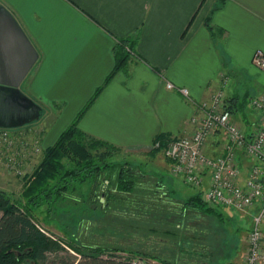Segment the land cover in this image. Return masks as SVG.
Returning a JSON list of instances; mask_svg holds the SVG:
<instances>
[{"label":"crops","instance_id":"crops-1","mask_svg":"<svg viewBox=\"0 0 264 264\" xmlns=\"http://www.w3.org/2000/svg\"><path fill=\"white\" fill-rule=\"evenodd\" d=\"M0 6L38 54L21 90L45 113L39 127L43 149L57 142L99 89L79 129L133 156H151L163 137L165 146L153 159L165 158L172 139L191 136L198 103L222 88L223 77L229 78L226 93L234 122L249 136L261 126L250 99L264 94V74L252 63L254 53L264 51V0H0ZM123 39L131 42L129 60L105 85ZM167 83L187 89L191 100L169 91ZM225 146V134H217L205 153L223 156ZM239 163L245 180L251 161L240 154ZM139 176L165 191V197L168 190L177 195L168 199V207L181 218L197 211L187 205L197 195L204 200L206 186L194 192L184 181L170 188L163 176ZM161 241L165 247L167 241ZM173 245L181 247L180 241ZM179 260L170 263L195 264Z\"/></svg>","mask_w":264,"mask_h":264},{"label":"trees","instance_id":"trees-1","mask_svg":"<svg viewBox=\"0 0 264 264\" xmlns=\"http://www.w3.org/2000/svg\"><path fill=\"white\" fill-rule=\"evenodd\" d=\"M220 1L223 3L226 0ZM130 43V39L119 41L115 48L116 65L105 85L127 64V49L132 48ZM101 90H98L95 98ZM93 100L57 142L46 148L44 158L27 183L21 200L0 189V264H133L132 256L154 258L163 264H171L166 258L155 255L150 249L152 245L144 240L146 233L174 238L180 234L178 230L152 226L144 228V224H151V218L146 217L145 212L150 209L151 215L158 214L157 207L155 211L152 210V206L158 205V198L150 193L154 191L160 194L156 184L139 176L142 172L119 165L115 158L122 152L120 149L89 136L78 127L80 118ZM164 146V138L159 137L151 156ZM85 184L92 188L90 192L87 191L88 194L83 193ZM64 202L82 206L104 217L113 215L120 219L121 222L111 224L113 233L121 239L132 241L134 246L90 244L74 237L67 246L74 252L70 253L44 233L34 214L35 209L47 206L50 215L55 207ZM187 205H194L197 209L207 204L203 195L199 194ZM206 211L222 219L218 209L209 207ZM180 215L174 211L170 218ZM124 221L128 225L123 224Z\"/></svg>","mask_w":264,"mask_h":264},{"label":"built area","instance_id":"built-area-1","mask_svg":"<svg viewBox=\"0 0 264 264\" xmlns=\"http://www.w3.org/2000/svg\"><path fill=\"white\" fill-rule=\"evenodd\" d=\"M252 63L264 74V51L257 50ZM228 84L229 78L223 77L222 88L198 103L200 115L191 120L195 127L193 134L172 139L164 149V156L170 162L173 176L183 178L192 189L201 190L206 186L204 202L211 208H230L252 215L248 247L240 264H264V94L250 99L251 108L260 114L262 122L257 132L249 136L233 120L226 93ZM166 88L191 100L187 89L171 83H167ZM27 132L31 134L28 139L24 137ZM220 133L226 137L225 153L217 158L208 157L205 153L207 143ZM40 134L33 127L16 132L0 129V164L19 173L24 165L39 158L43 150ZM240 154L251 161L245 180ZM131 261L133 264H157L148 258L131 257Z\"/></svg>","mask_w":264,"mask_h":264},{"label":"rangeland","instance_id":"rangeland-1","mask_svg":"<svg viewBox=\"0 0 264 264\" xmlns=\"http://www.w3.org/2000/svg\"><path fill=\"white\" fill-rule=\"evenodd\" d=\"M29 78L30 76H28L26 81H28ZM44 114L45 113L42 111L40 119L34 122H40L37 126L31 123L20 128L0 129L16 132L19 129L27 130L33 127V129L42 133L40 128L44 127L41 122L42 119L44 121L46 119ZM30 135L31 134L27 132L24 137L28 139ZM45 150L46 149H43L41 151L39 158L30 161L26 166L24 165V168L22 167L19 173L16 169H10L6 167V165L0 164V189L11 194L16 199L21 200L27 183L44 158ZM117 157L115 161L119 165L130 166L134 172H142L157 177L163 176V184L170 188L174 187L176 184L182 185V181H184L183 178L174 177L172 175L169 166H165L166 160L163 156H156V158L153 159V156L148 154L133 156L129 153L121 152ZM91 189L90 186L85 184L83 186V193L86 194L87 191L90 192ZM193 190L194 192L198 191L196 189ZM170 191L171 190L167 191L168 197L163 195L165 191L161 192L160 190L159 195L154 191L150 192L151 195L158 198V205L152 206L153 211H155L154 208L157 207L156 211L158 214L154 215L152 213L151 215L150 209L145 212L146 217L151 218L150 225L144 224L145 229L147 226H152L162 229L178 230L180 233L176 238H174V236L165 235L152 236L146 233L144 240L148 245L153 246V253L155 255H159L164 259L166 258L167 261L172 263L173 261H178L180 258L181 261L189 259L190 262H195V264L198 262V264H240L243 262L248 247L247 241L252 226V215H245L230 208H218V213H220V218H222L220 220L215 214L206 211V209L210 207L207 204L205 207H198L197 211L188 212L183 218L180 216H177V219L176 217L170 218L174 210L168 211V204L171 203L168 199L177 198V195L170 194ZM72 205L71 203L64 202L62 205L55 207L50 215L47 211V206H42L34 210L39 227L45 231L47 236L58 241L70 253L74 254L67 246L74 237H77L79 241L90 244H119L129 248L134 246L132 241L121 239L117 234L113 233L114 227L111 226V224L114 222H121L120 219L115 218L113 215L104 217L105 215L89 212L82 206ZM140 210H142L140 211L142 214L143 208ZM176 212L175 210V213ZM195 212L199 213L196 214ZM124 223L128 225V222L124 221L123 224ZM179 226L181 228H177ZM118 228L122 230L121 227L118 226ZM138 236L140 237V235ZM153 238H155L154 241L152 240ZM134 239L136 240V238ZM161 239L167 241L165 247L161 245ZM176 241H180V248L177 247V245H173ZM155 261L157 264H163L160 260Z\"/></svg>","mask_w":264,"mask_h":264},{"label":"water","instance_id":"water-1","mask_svg":"<svg viewBox=\"0 0 264 264\" xmlns=\"http://www.w3.org/2000/svg\"><path fill=\"white\" fill-rule=\"evenodd\" d=\"M37 60L13 16L0 6V128H20L40 119L42 107L21 90Z\"/></svg>","mask_w":264,"mask_h":264}]
</instances>
